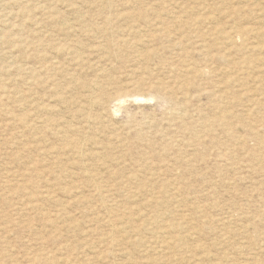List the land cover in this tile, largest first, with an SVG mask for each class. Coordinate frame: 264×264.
<instances>
[{
	"label": "rangeland",
	"instance_id": "obj_1",
	"mask_svg": "<svg viewBox=\"0 0 264 264\" xmlns=\"http://www.w3.org/2000/svg\"><path fill=\"white\" fill-rule=\"evenodd\" d=\"M0 264H264V0H0Z\"/></svg>",
	"mask_w": 264,
	"mask_h": 264
},
{
	"label": "bare ground",
	"instance_id": "obj_2",
	"mask_svg": "<svg viewBox=\"0 0 264 264\" xmlns=\"http://www.w3.org/2000/svg\"><path fill=\"white\" fill-rule=\"evenodd\" d=\"M149 223V222H148ZM173 229V228H172ZM115 230H116V228H115Z\"/></svg>",
	"mask_w": 264,
	"mask_h": 264
}]
</instances>
